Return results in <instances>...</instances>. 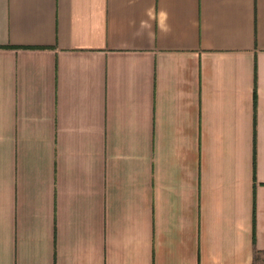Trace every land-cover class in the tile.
Listing matches in <instances>:
<instances>
[{"label": "crops", "instance_id": "obj_1", "mask_svg": "<svg viewBox=\"0 0 264 264\" xmlns=\"http://www.w3.org/2000/svg\"><path fill=\"white\" fill-rule=\"evenodd\" d=\"M0 264H264V0H0Z\"/></svg>", "mask_w": 264, "mask_h": 264}, {"label": "clouds", "instance_id": "obj_2", "mask_svg": "<svg viewBox=\"0 0 264 264\" xmlns=\"http://www.w3.org/2000/svg\"><path fill=\"white\" fill-rule=\"evenodd\" d=\"M149 15H151V11H149ZM167 13L166 12H161L160 13V26H161V31L165 34L171 32V25L167 24ZM139 35V33H137Z\"/></svg>", "mask_w": 264, "mask_h": 264}]
</instances>
